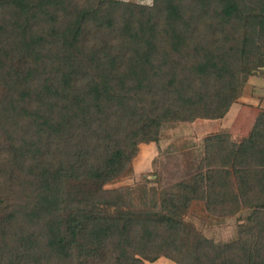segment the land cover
<instances>
[{"label":"trees","instance_id":"obj_1","mask_svg":"<svg viewBox=\"0 0 264 264\" xmlns=\"http://www.w3.org/2000/svg\"><path fill=\"white\" fill-rule=\"evenodd\" d=\"M264 66V0H0V264H264V111L206 136L201 169L160 207L102 187L161 124L219 120ZM171 118V119H170ZM251 215L237 238L180 219Z\"/></svg>","mask_w":264,"mask_h":264},{"label":"rangeland","instance_id":"obj_2","mask_svg":"<svg viewBox=\"0 0 264 264\" xmlns=\"http://www.w3.org/2000/svg\"><path fill=\"white\" fill-rule=\"evenodd\" d=\"M150 6L152 0H109ZM264 111V66L243 77L237 98L219 120L185 121L173 117L160 125L155 142L137 145L128 167L102 187L112 196H119L116 206H95L88 212L117 216L120 211L148 210L169 201L168 195L182 183H191L203 169V141L206 136L225 133L231 142L238 143L247 136L256 115ZM171 119V118H170ZM4 152L0 149V159ZM251 208H240L231 216L206 212L200 202H191L180 214L183 223L215 245L236 240L239 230L247 223ZM154 264H173L159 259Z\"/></svg>","mask_w":264,"mask_h":264}]
</instances>
